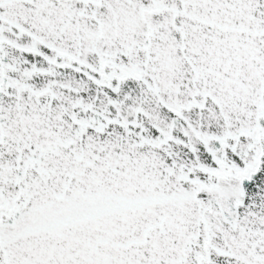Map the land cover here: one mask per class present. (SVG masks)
Returning <instances> with one entry per match:
<instances>
[{
    "label": "snow or ice",
    "instance_id": "obj_1",
    "mask_svg": "<svg viewBox=\"0 0 264 264\" xmlns=\"http://www.w3.org/2000/svg\"><path fill=\"white\" fill-rule=\"evenodd\" d=\"M0 264H264V0H0Z\"/></svg>",
    "mask_w": 264,
    "mask_h": 264
}]
</instances>
